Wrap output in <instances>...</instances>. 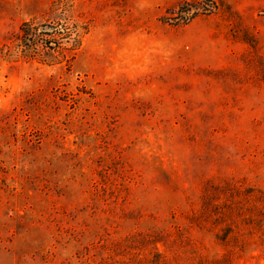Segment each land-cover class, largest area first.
Instances as JSON below:
<instances>
[{"label":"rangeland","instance_id":"rangeland-1","mask_svg":"<svg viewBox=\"0 0 264 264\" xmlns=\"http://www.w3.org/2000/svg\"><path fill=\"white\" fill-rule=\"evenodd\" d=\"M0 264H264V0H0Z\"/></svg>","mask_w":264,"mask_h":264},{"label":"trees","instance_id":"trees-1","mask_svg":"<svg viewBox=\"0 0 264 264\" xmlns=\"http://www.w3.org/2000/svg\"><path fill=\"white\" fill-rule=\"evenodd\" d=\"M33 23H27L25 24L21 31L23 33V35L21 36V42H23L22 40L25 39L26 41L31 42V38L34 37L37 33V29L33 26ZM27 46H29V44L26 43ZM26 46V47H27ZM22 53H24V56L26 57H30L31 59H40L41 58V54H39V50L37 49V47L35 46V48H31L28 47L26 48V50L22 51Z\"/></svg>","mask_w":264,"mask_h":264}]
</instances>
